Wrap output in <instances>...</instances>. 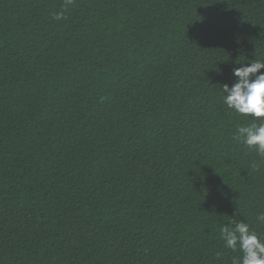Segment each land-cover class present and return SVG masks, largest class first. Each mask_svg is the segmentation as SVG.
<instances>
[{"label":"trees","instance_id":"16d2710c","mask_svg":"<svg viewBox=\"0 0 264 264\" xmlns=\"http://www.w3.org/2000/svg\"><path fill=\"white\" fill-rule=\"evenodd\" d=\"M63 3L0 0V264H232L264 159L223 85L264 60V0Z\"/></svg>","mask_w":264,"mask_h":264},{"label":"clouds","instance_id":"9594fccd","mask_svg":"<svg viewBox=\"0 0 264 264\" xmlns=\"http://www.w3.org/2000/svg\"><path fill=\"white\" fill-rule=\"evenodd\" d=\"M73 0H64L62 10L55 15L61 19ZM233 69L236 82L223 85V102L236 114L250 117L252 123L238 124L233 139L242 142L264 159V60ZM264 223V213L257 216ZM224 247L242 253L232 264H264V235L254 231L246 220H233L220 229ZM219 253L217 256L219 257Z\"/></svg>","mask_w":264,"mask_h":264}]
</instances>
